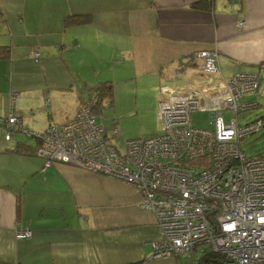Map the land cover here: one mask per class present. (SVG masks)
Instances as JSON below:
<instances>
[{
    "label": "crops",
    "instance_id": "crops-1",
    "mask_svg": "<svg viewBox=\"0 0 264 264\" xmlns=\"http://www.w3.org/2000/svg\"><path fill=\"white\" fill-rule=\"evenodd\" d=\"M83 1L0 0V123L11 112L34 132L65 124L108 84L98 120L124 153L127 140L159 133L161 89L211 96L238 73L264 72V0H210L208 10L193 7L203 0H101L89 23L64 24ZM200 51L216 53L217 75L189 72L203 73ZM18 133L6 142L0 130V264H198L199 248L187 261L151 259L163 233L133 186L68 164L44 170L41 158L12 153L36 146Z\"/></svg>",
    "mask_w": 264,
    "mask_h": 264
},
{
    "label": "built area",
    "instance_id": "built-area-1",
    "mask_svg": "<svg viewBox=\"0 0 264 264\" xmlns=\"http://www.w3.org/2000/svg\"><path fill=\"white\" fill-rule=\"evenodd\" d=\"M196 58L203 73H219L215 52L200 51ZM259 80L256 74L238 73L211 96L194 88L161 89L159 133L127 140L124 153L95 120L98 92L87 96L65 124L33 133L10 112L0 130L5 137L15 131L35 137L34 155L44 161V170L68 164L133 186L140 207L153 212L163 233L161 241L151 244V259L187 261L204 245L219 255L218 264H264V154L248 158L240 148L242 139L260 131L262 121L240 125L236 120L257 107L246 98L257 93ZM196 111L209 114L211 129L192 125L190 114ZM225 112L234 119L226 122ZM29 236L27 231L16 234L17 239Z\"/></svg>",
    "mask_w": 264,
    "mask_h": 264
},
{
    "label": "rangeland",
    "instance_id": "rangeland-1",
    "mask_svg": "<svg viewBox=\"0 0 264 264\" xmlns=\"http://www.w3.org/2000/svg\"><path fill=\"white\" fill-rule=\"evenodd\" d=\"M101 0H84L83 3H81L78 7H84L83 14H73L70 16H79V15H88L86 13H89L88 10H93L95 3L99 2ZM251 72H245V73H252L259 76V88L255 95L249 96L246 99L255 101L257 104L256 108L251 109L250 111L239 113L236 116V120L240 125H244L246 123H250L255 120H261L262 121V127L259 132L254 133L252 135L247 136L246 138L242 139L240 142V148L244 152V154L248 158L255 157L260 154H264V72L256 70H249ZM190 73H192L196 78L202 77L204 73L199 71L197 68H192L189 70ZM224 78H228L230 74L224 73ZM85 94V93H84ZM87 95V93H86ZM191 123L194 127L200 128V129H211L212 124L209 119V115L207 113L203 112H193L190 114ZM224 119L226 122H229V120L234 119L233 116H231L228 112L224 113ZM51 126V125H50ZM47 129V128H46ZM32 131V130H31ZM44 131V130H43ZM34 133V131H32ZM42 131L36 132L40 133ZM18 136H26L24 134L18 133ZM16 135L12 133L9 137V139L6 141L13 140ZM30 141H35L33 139H29ZM201 252L204 253L205 249L207 248L204 245H201L200 247Z\"/></svg>",
    "mask_w": 264,
    "mask_h": 264
},
{
    "label": "trees",
    "instance_id": "trees-1",
    "mask_svg": "<svg viewBox=\"0 0 264 264\" xmlns=\"http://www.w3.org/2000/svg\"><path fill=\"white\" fill-rule=\"evenodd\" d=\"M212 2L210 0H203L197 4H194L193 7L202 10H208L211 8ZM90 22L89 15H79V16H67L64 20V24L70 25H82L87 24ZM8 48L0 47V58L7 57ZM91 92H98V101L96 102L93 108V115L95 116V120L97 123L101 124L98 120V116L102 113V111L111 106V96H112V86L111 85H104L102 87H98ZM90 95V94H89ZM21 121V120H20ZM22 123V122H21ZM102 125V124H101ZM19 132L15 131L14 133ZM21 133V132H19ZM26 135V134H24ZM34 139V138H33ZM18 146L14 149L12 153L19 154V155H26V154H35L36 146L31 148L32 146L28 143H18ZM219 255H215L210 253L208 250L205 249V252L201 254V257L198 259V264H218L217 260L219 259Z\"/></svg>",
    "mask_w": 264,
    "mask_h": 264
},
{
    "label": "water",
    "instance_id": "water-1",
    "mask_svg": "<svg viewBox=\"0 0 264 264\" xmlns=\"http://www.w3.org/2000/svg\"><path fill=\"white\" fill-rule=\"evenodd\" d=\"M34 139H35V137H34Z\"/></svg>",
    "mask_w": 264,
    "mask_h": 264
}]
</instances>
